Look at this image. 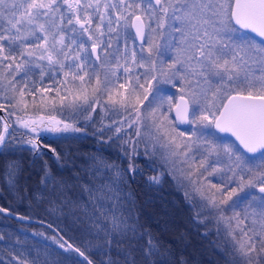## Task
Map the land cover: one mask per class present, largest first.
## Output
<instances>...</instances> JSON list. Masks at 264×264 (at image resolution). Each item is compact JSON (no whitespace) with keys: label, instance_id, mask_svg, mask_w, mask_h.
I'll use <instances>...</instances> for the list:
<instances>
[{"label":"snow or ice","instance_id":"snow-or-ice-1","mask_svg":"<svg viewBox=\"0 0 264 264\" xmlns=\"http://www.w3.org/2000/svg\"><path fill=\"white\" fill-rule=\"evenodd\" d=\"M48 134L99 147L57 151ZM141 157L171 170L193 223L217 225L225 264H264V0H0V178L67 222L53 264H188L125 203Z\"/></svg>","mask_w":264,"mask_h":264},{"label":"trees","instance_id":"trees-1","mask_svg":"<svg viewBox=\"0 0 264 264\" xmlns=\"http://www.w3.org/2000/svg\"><path fill=\"white\" fill-rule=\"evenodd\" d=\"M98 126L97 124L96 127ZM23 133L24 131L19 129L16 132V137L19 139ZM48 135L49 139L45 140L44 143L56 148L57 151L67 150L71 145L73 153H76L77 149L79 153H87L94 150L93 146L99 147L90 138L81 141H64L56 140L51 134ZM108 135H111V133H108ZM120 143L122 144L123 141H120ZM140 148L142 150L143 146L141 145ZM118 151L122 150H118L113 145L104 155L115 160ZM17 155L21 154L18 153ZM22 156L25 165L24 175L31 177L27 184L35 187L40 179L38 173L41 160L37 159L33 163L31 153L28 152L22 153ZM42 159L48 161L52 164L53 169H56L57 166L52 162L50 156H44ZM135 164L140 169V173L125 189V192L130 193L131 204L128 201H125V203L132 207L133 213L138 217L139 222L144 225V229L151 235L159 237L160 242L165 247L172 248L176 258H186L188 264H225L224 256L221 254L225 249V238L223 234L217 233V225L213 223L207 227H198L192 221L194 210L190 207V201L185 199V195L172 182L170 176L161 175L162 169L158 166L153 171V166L147 158L141 157L135 161ZM68 174L67 171L64 172V175ZM158 174L159 182L150 183L149 177ZM21 182L24 183L23 180ZM0 205L10 206L17 214L44 220L53 227L49 229L48 226L42 224L28 223L9 217L6 214H0V234H8L5 237L7 243L0 241V261H3L4 264H11L17 255L20 259H28V264H31L33 257L36 255L41 257L39 264H42L44 258L49 260V264H53L57 259H62L54 254L49 255L53 253V249L62 251L51 239L59 228L67 226V222L59 212L54 211L49 216L42 209L35 206L29 207V201L27 200L20 203L17 197L9 195L3 178H0ZM39 235L44 236L45 239L37 237ZM65 239H68V237L66 236ZM17 240L23 246L12 247ZM147 240L148 236H145L144 241H141V243H145ZM48 245H51V247H48ZM28 249L32 251L31 256L28 254ZM162 253L161 259L166 258L169 261L174 259L163 250Z\"/></svg>","mask_w":264,"mask_h":264},{"label":"water","instance_id":"water-1","mask_svg":"<svg viewBox=\"0 0 264 264\" xmlns=\"http://www.w3.org/2000/svg\"><path fill=\"white\" fill-rule=\"evenodd\" d=\"M182 127H185V126H182ZM219 135H230V134H223V133H221V134H219ZM233 139H234V138H233ZM4 214H6V215L8 216L7 213H4ZM20 216H26V215H20V214H17V215H16L15 217H13V218H15V219H17V220H21V219H20ZM22 221H26V222H28V223H38V224H42V225H45V226L50 225L48 222H46V221H44V220H41V219H38V218H35V217H30L29 220H22ZM51 228H53V227L51 226Z\"/></svg>","mask_w":264,"mask_h":264},{"label":"rangeland","instance_id":"rangeland-1","mask_svg":"<svg viewBox=\"0 0 264 264\" xmlns=\"http://www.w3.org/2000/svg\"><path fill=\"white\" fill-rule=\"evenodd\" d=\"M98 71H100V75H101V77L103 78V76H104V72L102 71V70H99L98 69ZM173 92H175L176 90L175 89H173L172 90ZM177 95H178V93H176ZM14 119V118H13ZM106 121V123L108 122L107 120H105ZM185 127H187V126H185ZM20 130H23V131H25L24 129H20ZM143 146V145H142ZM169 176H170V179L172 180V182L176 185V187L184 194L185 193V189L184 188H182V187H180L177 183H176V181L173 179V177H172V175H171V170L169 169V174H168ZM156 176H158L159 177V174L158 175H156ZM213 182H217V181H213ZM207 214V213H206ZM222 234V233H221ZM38 235V234H37ZM37 237H40L41 239L43 238V239H45V237L44 236H37ZM27 261H28V259H27Z\"/></svg>","mask_w":264,"mask_h":264}]
</instances>
